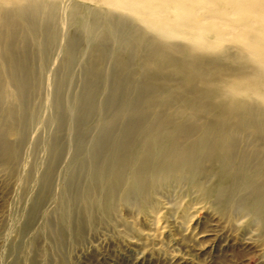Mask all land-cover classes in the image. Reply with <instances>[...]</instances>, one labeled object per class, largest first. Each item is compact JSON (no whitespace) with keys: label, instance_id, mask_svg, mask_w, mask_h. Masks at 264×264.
Returning <instances> with one entry per match:
<instances>
[{"label":"bare ground","instance_id":"6f19581e","mask_svg":"<svg viewBox=\"0 0 264 264\" xmlns=\"http://www.w3.org/2000/svg\"><path fill=\"white\" fill-rule=\"evenodd\" d=\"M0 180L6 263L107 232L136 264L232 234L264 264V0H0Z\"/></svg>","mask_w":264,"mask_h":264},{"label":"rangeland","instance_id":"374dc122","mask_svg":"<svg viewBox=\"0 0 264 264\" xmlns=\"http://www.w3.org/2000/svg\"><path fill=\"white\" fill-rule=\"evenodd\" d=\"M7 186L8 185L6 184V182L0 180V264H10L6 263V261L2 258L3 251L9 237V240L16 239V233L12 230L10 226L11 223L9 222V205L12 200H10L11 196L10 198L8 197L9 190ZM196 218L197 220L204 222L206 217L203 213H198ZM202 227L203 226L198 229V232L204 229ZM144 228V226H139L140 230ZM172 234L177 237L179 236V233L177 232H172ZM231 236L234 238H232ZM231 236L230 237L233 242H231L232 244L230 243V245L224 242H222L221 244H219L218 242H212V239L210 241H207V243L199 242L197 243L196 248H194L193 252L191 253V256H194L199 264H263L261 255L255 249L246 247V245L243 244L244 242L242 241V237L238 236L236 239L234 234H232ZM53 243L50 247L54 251V261H59V259L62 258V260L60 261H64L66 264H136V261L134 260L136 255L128 248H126L125 245L119 244V242L112 238V235L107 232H101L100 234H98V236H96V238H92L87 242L82 243L78 248L71 249L65 246H61L57 242L54 243V246ZM62 247L63 249L60 250ZM41 248L42 246L40 245L39 247H37L38 253L40 252ZM195 250L200 251L196 252ZM195 252L198 253V255H196ZM175 253L177 255H183L185 251L180 250L175 251ZM145 264L169 263H165L162 257L159 260L147 262Z\"/></svg>","mask_w":264,"mask_h":264}]
</instances>
